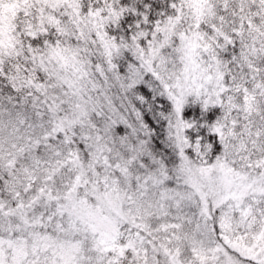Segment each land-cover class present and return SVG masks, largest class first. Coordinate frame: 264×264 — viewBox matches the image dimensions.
<instances>
[{"label":"snow or ice","instance_id":"snow-or-ice-1","mask_svg":"<svg viewBox=\"0 0 264 264\" xmlns=\"http://www.w3.org/2000/svg\"><path fill=\"white\" fill-rule=\"evenodd\" d=\"M0 264H264V0H0Z\"/></svg>","mask_w":264,"mask_h":264}]
</instances>
